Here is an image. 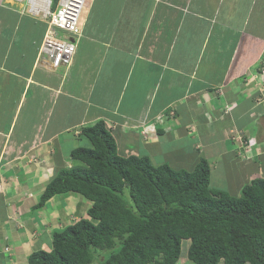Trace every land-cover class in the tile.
Masks as SVG:
<instances>
[{
    "label": "crops",
    "instance_id": "obj_1",
    "mask_svg": "<svg viewBox=\"0 0 264 264\" xmlns=\"http://www.w3.org/2000/svg\"><path fill=\"white\" fill-rule=\"evenodd\" d=\"M28 20L41 21L0 0V264L52 250L54 233L72 224L61 204L87 215L74 193L54 197L49 215L35 207L58 172L74 167L70 150L89 146L82 129L99 122L125 157L150 150L164 158L155 166L171 160L192 172L230 150L245 174L264 175L261 161L238 160L236 139L260 129L264 157V0H88L73 64L58 70L39 58L47 21L34 33ZM58 150L66 157L56 168Z\"/></svg>",
    "mask_w": 264,
    "mask_h": 264
},
{
    "label": "trees",
    "instance_id": "obj_2",
    "mask_svg": "<svg viewBox=\"0 0 264 264\" xmlns=\"http://www.w3.org/2000/svg\"><path fill=\"white\" fill-rule=\"evenodd\" d=\"M79 137L89 146L71 149L69 157L81 165L61 169L35 208L75 192L91 202L88 218L54 233L52 250L33 252L26 264H178L185 240L194 264H264L263 177L246 183L237 198L212 187L205 158L190 172L125 157L103 122ZM245 141L242 155L252 153L245 163L259 164L262 140Z\"/></svg>",
    "mask_w": 264,
    "mask_h": 264
},
{
    "label": "built area",
    "instance_id": "obj_3",
    "mask_svg": "<svg viewBox=\"0 0 264 264\" xmlns=\"http://www.w3.org/2000/svg\"><path fill=\"white\" fill-rule=\"evenodd\" d=\"M15 1H27V13L47 21L48 28L39 54L45 67L51 70L69 69L82 37L80 20L88 0H58L55 7L53 0ZM170 114L174 115V111Z\"/></svg>",
    "mask_w": 264,
    "mask_h": 264
},
{
    "label": "rangeland",
    "instance_id": "obj_4",
    "mask_svg": "<svg viewBox=\"0 0 264 264\" xmlns=\"http://www.w3.org/2000/svg\"><path fill=\"white\" fill-rule=\"evenodd\" d=\"M23 5V7H25V8H28L29 7V5L28 4H22ZM42 21H44V20H42L41 19V21H38V20H28V24H29V28H30V31H32L33 29L31 28L32 26H34L35 28V31H34V33H36L37 31H43L44 32V30L46 29V25L44 24V22H42ZM60 73H62V70L60 71ZM264 87V86H263ZM2 101H1V99H0V103H1ZM172 112V111H171ZM170 112V113H171ZM262 114V113H261ZM1 115V114H0ZM240 115L241 116H243L241 113H240ZM263 115V114H262ZM263 118H264V116H263ZM2 119V118H1ZM262 119V118H261ZM64 120H66V117L64 116L62 119H60L59 121H58V128H60V130H64L63 128V123H64ZM260 124H261V121H260ZM259 123H258V126L260 125ZM262 125V124H261ZM54 128V127H53ZM258 131H260V129H256V131H255V133H252L250 130H248L247 132L248 133H246L245 135H247L248 137H251V136H254V135H256L257 133H258ZM147 131H145V133H146ZM149 132H151V130H149ZM68 135L69 134H64L62 137V140H65L66 139V137H68ZM245 135L243 136V140L245 141ZM145 138H146V141H148L149 140V138H147L146 136H145ZM68 139V138H67ZM66 139V140H67ZM236 139L239 141V137H238V135H237V137H236ZM234 141V140H233ZM232 141V139H228V147L230 148L231 147V142H233ZM125 142V141H124ZM236 142V141H235ZM237 143V142H236ZM176 146V145H175ZM174 146V147H175ZM66 148V147H65ZM70 148H71V146H70ZM229 148H228V150H229ZM256 150H258V148L256 149ZM162 151H164V150H162ZM134 152L135 153H141V150H134ZM150 154H155V153H153L152 151H150V150H146V151H143L141 154H136V155H140L141 157H148L150 160H151V162L153 163V164H155L156 165V162L158 161V162H160V163H162L163 162V160H164V158H163V156H160V155H158V157H157V159L156 158H154V157H152ZM247 154H249V153H247V151H245V153L242 155V152H241V149H240V151L238 152V154H237V158H238V160L239 161H242V162H245V158H247V159H250L249 157H247L246 155ZM57 156H56V160H57V164H56V168H58V160H59V162H60V158H62V157H66V155L64 154V152L63 151H59L58 150V153L56 154ZM174 153L172 152V154H171V156L172 157H174ZM242 155V156H241ZM246 156V157H245ZM239 158H241V160L239 159ZM235 157L233 156V155H231V151L229 150V152L228 153H226V154H222V155H220V158L219 159H214V158H212V159H209L208 161L211 163V185H212V187L214 186V187H216V188H221V189H223V190H226V191H228L231 195H233V196H235V197H240V191H241V188L247 183H250L254 178H257V176H259V177H264V175L262 174V175H260V174H254V175H252V176H250L251 174L248 172V171H250V170H246L247 171V173L245 174V169H240V168H238V165H239V163L238 164H235ZM260 159V161L263 163H259L260 165L258 166L259 168H261L260 170H261V172H263V169H264V157H261V158H259ZM170 161L171 160H168V161H166L165 163H170ZM252 162V161H251ZM247 163H249V162H246L245 164H247ZM74 165H81V164H79L78 162H75V163H73ZM173 164V163H172ZM183 164L184 165H191L192 164V162H186V163H182V164H180L181 166H183ZM250 164H252V163H250ZM234 165H236V167H234ZM172 167H174L175 168V166L173 165ZM175 169H177V168H175ZM193 169H195V168H193ZM179 170V169H178ZM239 172H238V171ZM242 171H244V173H242ZM244 175V176H243ZM248 176H250V177H248ZM231 177H233V180H234V185L232 184L233 182H231L230 184L232 185V187H229V185H228V183H227V179L226 178H231ZM55 198H57V197H55ZM55 198H53L52 199V201L51 202H49V201H47L46 203H45V208L43 209V210H39L38 212H41V214H44V215H49L51 212H52V210H54L55 209V205L56 206H58V205H60L59 203H58V201L59 200H55ZM85 201V200H84ZM49 202V203H48ZM57 202V203H56ZM64 206V208H66L67 209V211L69 212L68 213V215H67V217H69V219L70 220H72V221H74V220H76V219H78L79 217H80V215L79 214H81V212H75V209L73 208V209H71L70 211H69V207L67 208V206H68V204H61V206ZM57 212H58V210H57ZM60 215L61 214H58V213H56L55 215H53V216H59L60 217ZM55 223H57V222H55ZM8 251L10 250V254H8V255H10L11 256V247H9V249H7ZM183 252H184V254H183V256L181 257V259H180V261H182V260H184V261H187L188 260V257H187V243H184L183 244ZM26 260H24V262H25ZM23 262V263H24ZM187 263H189L188 261H187ZM13 264H14V262H13ZM17 264V263H16ZM219 264H224L223 263V261H221Z\"/></svg>",
    "mask_w": 264,
    "mask_h": 264
},
{
    "label": "clouds",
    "instance_id": "obj_5",
    "mask_svg": "<svg viewBox=\"0 0 264 264\" xmlns=\"http://www.w3.org/2000/svg\"><path fill=\"white\" fill-rule=\"evenodd\" d=\"M15 1V0H14ZM54 1L55 0H53V3H54ZM58 1V0H57ZM18 3H20V4H27V1H22V2H18ZM57 4V3H56ZM47 28H48V25H47ZM47 31V30H46ZM46 34V33H45ZM226 109L228 110V112L230 111L227 107H226ZM226 109H225V113L227 114L228 112H226ZM259 118H262V117H260L259 116ZM246 133H248V132H245L243 135H238V137H239V140H241V141H243V146L245 145V143H246V141H244L243 140V136L246 134ZM245 137L247 138V140H248V142H251L252 140H254V141H259V140H261V137L260 136H258V134H256V135H254V136H251V137H248L247 135H245ZM247 153H249V154H252L250 151H247ZM252 158V157H251ZM241 192H242V190L240 191V195H241ZM69 193H74V194H78L79 196H81L79 193H75V192H69ZM66 194H68V193H66ZM61 195H64V194H61ZM61 195H58V196H61ZM233 196V195H232ZM57 197V196H56ZM81 197H83V196H81ZM235 197V196H234ZM85 201H87L88 203H89V206L91 205V202H89L87 199H85V198H83ZM51 200V199H50ZM49 200V201H50ZM45 206V205H44ZM43 206V207H44ZM88 218L87 217V215L86 216H81V217H79L78 219H76V220H74V221H72V224L71 225H74L76 222H78L81 218ZM70 225V226H71ZM70 226H68V227H70ZM67 228V227H66ZM65 228V229H66ZM65 229H63V230H65ZM63 230H61V231H63ZM57 232H60V231H57ZM56 233V232H55ZM52 243H53V241H52ZM184 243H187V253H188V249H189V247H190V244H191V241L190 240H185L184 242H183V244ZM7 249H9V247H4V249H3V253H6V254H10V250L8 251ZM0 252H2V251H0ZM189 263L190 262H192L191 260H189V258H188V260H187ZM187 261H184V260H182V261H179L178 262V264H185V263H187Z\"/></svg>",
    "mask_w": 264,
    "mask_h": 264
},
{
    "label": "bare ground",
    "instance_id": "obj_6",
    "mask_svg": "<svg viewBox=\"0 0 264 264\" xmlns=\"http://www.w3.org/2000/svg\"><path fill=\"white\" fill-rule=\"evenodd\" d=\"M43 2H45L46 4H48V2H47V1H43Z\"/></svg>",
    "mask_w": 264,
    "mask_h": 264
}]
</instances>
